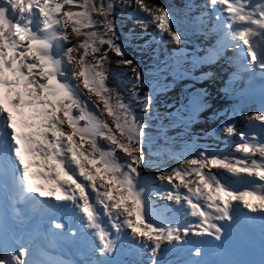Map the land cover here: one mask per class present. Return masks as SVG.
<instances>
[{
  "label": "snow or ice",
  "instance_id": "snow-or-ice-1",
  "mask_svg": "<svg viewBox=\"0 0 264 264\" xmlns=\"http://www.w3.org/2000/svg\"><path fill=\"white\" fill-rule=\"evenodd\" d=\"M126 2L129 6L134 3L136 12L142 14L138 23L145 27L153 24L161 38L167 34L173 43L182 42L173 30L170 10L163 6L151 9L143 0ZM208 3L221 22L224 46L242 55L245 70L258 67L264 71V0ZM65 5L82 11L64 10ZM114 7V0H100L99 7L96 0H0V175L11 173L21 200L34 197L46 207H52L50 198L64 205L70 202L80 214L82 226L98 241L101 256L114 253L118 238L127 234L150 253L151 264H158V252L164 242L184 243L189 234H206L220 240L222 227L215 221L233 218L236 205L232 201H242L245 208L264 214V184L256 183L264 182V142L252 143L246 134L239 133L241 143L236 147L248 154L247 162L201 152L177 167L161 171L157 179L171 185L161 198L174 201L184 209L185 216L195 217L198 223L182 225L150 219V194L139 171L145 162L147 125L106 84L108 69L104 65L108 51L101 53L99 47L107 44L117 56L125 55L116 43L114 22L108 18ZM94 14L105 17L103 32L96 30L101 22L94 19ZM68 23L77 37H84L72 47L67 46ZM82 28L93 30L81 32ZM89 49L92 60L86 59ZM73 52L77 55L73 56ZM215 54H219L218 50ZM73 60L78 68L73 66ZM117 63L132 66V95L138 97L135 88L142 81L141 73L132 60ZM81 83L103 103V111L90 96L84 95ZM151 102V96L145 95L142 109L147 111ZM104 112L115 130L103 118ZM254 118L264 121V114ZM65 122L70 132L65 131ZM224 130L237 134L233 125ZM85 144L90 150H83ZM117 149L124 157L117 155ZM256 152L260 153V160L252 158ZM210 166L227 169L236 176L246 173L253 186L243 191L233 189L212 173ZM193 175L198 180L186 179ZM193 184L194 187L189 186ZM52 226L66 228L59 220H53ZM28 252L24 245L18 250L5 248L0 264H29ZM195 255H201L199 248Z\"/></svg>",
  "mask_w": 264,
  "mask_h": 264
},
{
  "label": "rangeland",
  "instance_id": "rangeland-1",
  "mask_svg": "<svg viewBox=\"0 0 264 264\" xmlns=\"http://www.w3.org/2000/svg\"><path fill=\"white\" fill-rule=\"evenodd\" d=\"M194 1L195 2L193 6L191 3H189L184 7V10L177 7V15L175 13H172L173 20L176 21L180 17L178 22L183 25L186 24V21H193L192 19H194L195 22H199L200 19H208L209 21L207 22H209L211 25H215L214 22L219 25L221 24V22L216 18L217 13L212 10L210 4L208 3V0ZM114 4L115 7L113 13L108 18L114 22L116 36L118 37L116 43H120L122 47L127 45V51L125 52L128 54V60H130L129 58H134V60L137 62V70L142 75V81L140 82L139 87L135 88V92L138 94V97H134L132 95L133 83L131 82L133 78L132 66H122L120 68L121 70L119 71L121 72V74L115 75V71L112 69L111 63L112 61L113 63H117V61L121 60V58L114 55L113 52H109L108 45L104 44L100 45L99 47L101 49V53H103L104 51H108V61L104 65V67L108 69V79L106 81V84L110 88L115 89L116 92H118L122 96L124 101L132 106L135 111V115L140 119L142 123L150 125L152 123L154 115L156 116L157 124H162L163 129L160 132L170 131L171 134L170 127H173L176 134H173L170 138L166 137L167 140H170L173 137H186V141H192L190 135H197L198 132H207L209 134V137L211 138V143L207 149H204L205 151H207L205 153H208L210 156L215 155L217 157L227 156L232 161L241 160L243 162H246L245 158L248 154L238 151L236 147L241 143L239 133L246 134V137H248V140L252 143L264 142V121H258L254 118L257 114H264V105L262 104L261 107L258 106L254 108L247 105L233 106L231 108H228L229 111L227 112L225 110H221L219 105H214L212 102L203 100L200 95L196 94V91H193L194 88H192L191 84V75L188 73V71H185L186 69L189 70L190 66L183 65L179 71H176L175 74H173V72L171 71L173 66H175V64L177 63L185 64L186 62H190L192 65V62L196 59V57L194 56L195 52L192 51V48L181 43L175 44L171 41L170 38H168L167 40H169L170 44L168 45L166 42L164 44V49H160L159 47L158 52V47L155 46L156 44L154 43L153 36L155 35L159 37V39L161 37L157 35L155 25L149 24L147 27H145L146 31H144L141 27V29H139V34H137L139 35L137 38V35H135L134 33V27L135 25H137L138 27L142 26L138 25L136 22V19H138L142 15L141 13L136 12L137 6L134 3L129 6L127 2H123L121 0H114ZM200 12L201 14L204 13L205 16L199 15ZM130 18L133 19L128 20ZM94 19L101 22V25L96 26V30L103 32L102 23L104 22L105 17L100 14H94ZM123 24L126 25V30H124L125 26L123 27ZM188 25L193 24L188 23ZM81 30L82 32H88L93 29L82 28ZM66 31L69 35V43L67 44V46L72 47L74 43L75 33L72 32L71 23L67 24ZM204 31L206 30L203 29V32ZM181 41L189 42V39L181 38ZM131 43L137 48L136 51L131 46ZM165 48H169L174 52L175 57L177 58V63H174L173 60L165 63L167 57L163 58V56L171 54V51L167 54L165 52ZM95 55H100V53H96ZM73 56H76L74 52ZM86 59H93L91 49H89V55L86 57ZM73 66L78 68L76 60H73ZM178 72H181L183 76H178ZM176 88L179 89V92ZM80 89L82 92L83 90H85V92L87 91V89H84L82 83L80 84ZM145 95H150L152 98L151 105L147 111H144L142 109L141 104ZM91 96L93 97V94ZM157 102L160 103V108L157 106ZM100 104L103 106L102 102H100ZM236 112L237 114H235ZM166 114H170L171 117H175V119L171 123H169V121H165L162 116L167 117ZM240 117H242L243 121H251V125H246L243 127L240 124V121H242L240 120ZM250 117L252 119H250ZM208 120H210L212 124L209 123ZM216 124H220V127H214L216 126ZM228 125H233L236 129L237 134H228L224 130ZM63 127L65 131H71V129H69L67 126V122H65V125ZM199 138L200 139H198L197 142L198 145H206L205 142L208 141L202 139V136H199ZM155 140L156 139L152 136H149L147 138L148 146L151 148V152H149L148 158L152 161V163L155 164L151 171H155L157 175H159V173L165 169L177 167L185 159H192L197 157L202 152L197 149V147L199 146H193L190 148L191 144H188V148H183L180 151L179 160L176 161L178 156L173 155L172 151H169L167 149H164V152L162 151L163 144L161 142L157 141L155 147L152 148V144L155 142ZM117 155L120 157H124L125 154L117 149ZM252 158L260 160V153L256 152L252 156ZM210 168L212 173L218 175L222 179V181L228 184L231 188L238 191H242V189H250V186H246L245 188H243L238 184H230L231 180H238V177H235V175L229 173L227 169L212 166H210ZM139 171L141 173L142 169L140 168ZM204 171L207 172L208 169H204ZM229 176L230 180L224 181V179L229 178ZM147 179L149 178H145L143 173H141V182L145 184L146 187L149 186V181ZM186 179H192L194 181L198 180V178L194 175L191 177H187ZM175 183H179V181H175ZM190 186L194 187L195 185L193 184ZM165 188L155 189L157 191H161L158 192V195L156 194V202L163 201L170 204L175 203L174 201H169L165 198H161L162 191H169L165 190ZM184 191L185 190L181 188V192L183 193ZM234 205H238V210L242 208L245 209L242 201H237L234 203ZM190 222L198 223L196 219H192ZM230 228L232 229V227ZM34 240V243L37 244V239L34 238ZM51 252L56 253V260L60 257H62L63 259L65 258L64 254L61 251V247L56 244L54 245V248L51 250ZM64 252L68 253L69 251L65 250ZM91 254L92 259L96 261L98 257L94 254V251L88 253V255L90 256ZM235 260H237L236 257ZM262 262V264H264V256H262ZM54 263L55 259L51 256L48 259L47 264ZM60 263L65 264V260H62ZM99 263L100 261L98 260L93 264ZM247 263L249 264V262ZM255 264H257V262H255Z\"/></svg>",
  "mask_w": 264,
  "mask_h": 264
},
{
  "label": "trees",
  "instance_id": "trees-1",
  "mask_svg": "<svg viewBox=\"0 0 264 264\" xmlns=\"http://www.w3.org/2000/svg\"><path fill=\"white\" fill-rule=\"evenodd\" d=\"M121 1L126 2V0H121ZM194 2H195L194 0H168V1L167 0H143V3L147 7L151 8V9H154L156 6H163V7L167 8L168 10H170L171 14L175 13L176 15L178 13V12H176L177 11L176 10L177 7L179 9H183L184 10V6H186L189 3L194 4ZM96 3H97V7H99L100 0H96ZM69 8H71V10H73V11H82V9L80 10V8H77V7H73V6H69V5H65L64 6V10H68ZM131 19H133V18H130L128 20H131ZM179 19H180V17L176 21L173 20V30L177 31L178 34L181 36V38H188L193 43H196V41H197V39L199 37V34L201 32V27L194 26V25H196V22H195L194 19H192L193 21H186L185 25L179 23L178 22ZM136 22H137V19H136ZM188 23H192L193 25H188ZM137 24L138 25H142V26L138 27L137 25H135V27H134L135 28L134 29L135 35L139 34V32H140L139 29H141V27L143 28L144 31H146L145 26L143 24L138 23V22H137ZM124 26H125L124 30H126V25L123 24V27ZM81 32H82V30H81ZM138 36L139 35H137V38H138ZM168 38H169V36L166 34V35L163 36V38L154 39V43L156 45L154 43L153 44L158 47V52H159V47H160V49H164V47H165L164 44L166 42H167V44L169 43V40H167ZM83 39H84L83 36L77 37L76 34H75L74 35L73 46L77 45ZM126 46L122 47L125 55L123 57L118 56L119 58H121V60L122 59H128V54L125 52V51H127V47ZM131 46L136 51L137 48L133 44ZM147 48H149V47H147ZM110 51L111 50H109V52ZM111 52H113V54L116 55L114 51H111ZM165 52L167 54L169 53L167 48H165ZM74 53H75V55H77L76 52H74ZM134 53H136V52H134ZM165 57H167V60L165 61V63L170 62V59L172 58L171 54L163 56V58H165ZM129 59L133 61V65L134 66L138 67V64L134 60V58H129ZM122 66H125V65L124 64H118L116 62L113 63V61L111 63V67L115 71V75H118V74L120 75L121 74V72H119V71L121 70L120 68ZM110 72H111V70H110ZM176 89L179 92V89L178 88H176ZM86 92H84L85 96L86 97L90 96L91 100L95 101L99 105L100 110L103 111V106L100 104L98 98L94 94H93V97H92L91 96L92 94L88 93V91H86ZM156 104L160 108V103L157 102ZM166 115H167V117H165V116H162V117H163V119L165 121H167V122L169 121V123H171L175 119V117H171L170 114H166ZM107 120H108L107 123L109 124V126L112 127L113 130H115V126H114L111 118L108 117ZM81 123H83V121H81ZM162 129H163L162 124H157V119H153L152 123L150 125H147V127L145 129V132H146L145 139L148 138L149 134H151V136H153L156 139L155 142L152 144V148H154L155 145H156V142L159 141V142H161L163 144L162 150L167 149L169 151H172L173 155L179 156L180 155V151L183 148H185V149L188 148V144H191L190 142L183 143L186 140V137H182V138L173 137L170 140H167L166 137L170 138L172 136V133L174 132V134H176V132L174 131L173 127H170L171 134H170V131L160 132ZM76 140L78 141L79 137H76ZM190 147H193V145L191 144ZM84 149L85 150H89L90 149L89 145L85 144L84 145ZM143 151H144V155H145V162L140 167L142 168V173L145 176H147L146 178H149V179H147L149 181L148 185L152 186L153 184H157V181L154 179V176H155L154 173L150 172V170L153 169V166H155V164L152 163V161L148 158V155H149V152H150V147L148 146L147 140H144Z\"/></svg>",
  "mask_w": 264,
  "mask_h": 264
},
{
  "label": "bare ground",
  "instance_id": "bare-ground-1",
  "mask_svg": "<svg viewBox=\"0 0 264 264\" xmlns=\"http://www.w3.org/2000/svg\"><path fill=\"white\" fill-rule=\"evenodd\" d=\"M81 10V9H80ZM231 60H232V58H231ZM231 64V61L228 63V65H230ZM251 107H258L257 105H250ZM240 120H242V121H240V124L244 127V126H246V125H248V126H250L251 125V121L250 122H248V121H243V119H242V117H240ZM259 121V120H258ZM261 126V125H260ZM248 138V137H247ZM239 179V178H238ZM257 182H259V181H256V183ZM246 183H249L250 185H252L253 186V180H252V178L251 177H249V179L247 180V182ZM258 184V183H257ZM252 186H250V188L252 187ZM245 188V187H244ZM244 189H242V191H243ZM259 190V189H258ZM241 191V190H240ZM242 206V205H241ZM240 206V207H241ZM239 207V208H240ZM237 208H238V205H237ZM244 208H242V209H240V211H242ZM245 210V209H244ZM243 221V220H242ZM237 225V223L236 222H234V221H230L227 225H225L224 227H222V234H223V239L224 240H226V241H228V242H230V243H232V242H234V241H236V238H241V240H242V232L244 231V229H243V226H240V230H241V232L239 231V229H237L235 226ZM246 225H248V223L246 224ZM245 225V226H246ZM230 227H232V229L230 228ZM74 239V238H73ZM81 245H83L82 243L79 245V246H81ZM68 246V245H67ZM73 246H71L70 248H72ZM77 247L75 246V249H76ZM253 248V250H251V248L250 247H248L247 248V250L245 251L248 255H251V256H253L254 255V252L256 253L257 251H256V249H255V247H252ZM149 255V254H148ZM255 256V255H254ZM91 257H92V254H91ZM255 258V260H256V258H258V257H254ZM55 259V258H54ZM52 262V261H51ZM263 263V262H262ZM254 264H255V262H254Z\"/></svg>",
  "mask_w": 264,
  "mask_h": 264
}]
</instances>
